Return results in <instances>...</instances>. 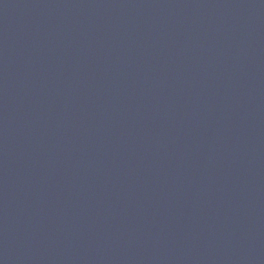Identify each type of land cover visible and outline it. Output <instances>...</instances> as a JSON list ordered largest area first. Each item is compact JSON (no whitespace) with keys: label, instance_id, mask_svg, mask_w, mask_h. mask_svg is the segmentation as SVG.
<instances>
[{"label":"water","instance_id":"obj_1","mask_svg":"<svg viewBox=\"0 0 264 264\" xmlns=\"http://www.w3.org/2000/svg\"><path fill=\"white\" fill-rule=\"evenodd\" d=\"M0 264H264V0H0Z\"/></svg>","mask_w":264,"mask_h":264}]
</instances>
